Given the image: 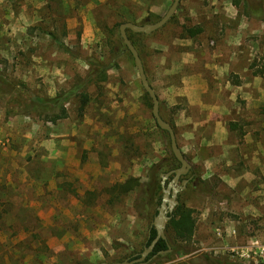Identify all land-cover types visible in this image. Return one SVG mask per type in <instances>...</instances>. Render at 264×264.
I'll return each mask as SVG.
<instances>
[{"label":"rangeland","instance_id":"rangeland-1","mask_svg":"<svg viewBox=\"0 0 264 264\" xmlns=\"http://www.w3.org/2000/svg\"><path fill=\"white\" fill-rule=\"evenodd\" d=\"M173 1L0 0V241L15 239L12 231L29 236L28 228L38 245L27 261L6 253L0 264H97L143 250L157 206L148 218L138 206L139 190L111 202L105 189L131 177L147 182L151 165L172 148L169 133L157 126L134 57L121 46L119 23L155 22ZM242 9L234 0H181L166 25L133 36L161 114L173 124L199 183L189 181L180 192L197 219L194 237L182 242L189 251L154 255L145 264H193L205 253L264 263V18ZM187 27L203 30L191 37ZM203 39L218 52L239 47L242 72L230 78L246 85L237 97L239 113L225 114L220 127V116L210 110L191 137L184 112L194 109H186L187 96L176 90L184 88L187 74L198 72L192 60L199 54L195 42ZM91 57L117 65L107 79L88 84L83 110L74 98L56 122L45 115L58 107L27 111L25 101L54 97L87 78ZM203 97L213 102L216 94Z\"/></svg>","mask_w":264,"mask_h":264},{"label":"trees","instance_id":"trees-1","mask_svg":"<svg viewBox=\"0 0 264 264\" xmlns=\"http://www.w3.org/2000/svg\"><path fill=\"white\" fill-rule=\"evenodd\" d=\"M234 4L238 8H241L242 6L243 7L242 13L248 17H252L255 19L264 18V0H234ZM125 21L135 22V20L131 18L130 19L122 18L121 22L119 23V26L121 23ZM202 30L203 29L201 27L186 28V31L191 37H194L197 34L201 33ZM138 34H143L146 36H149L150 34L134 32L128 29V35L130 39L139 50L136 41L133 39V36ZM54 38L57 39L55 33H54ZM119 40L121 46H124L125 48L128 49L120 34V31H119ZM112 53L114 52L112 51ZM139 53L141 55L140 50ZM88 62L91 65V70L89 71L87 78L84 77L79 78V80L72 87L59 92L54 97L40 98L38 96H35L31 100L25 101L24 102L25 106H27L28 108L27 111L35 112V113H40V112L43 113L44 108L58 107L59 112L48 113L45 115L46 120L56 122L58 119L64 118L67 115L66 105L67 103L71 102L74 98L80 99V106H81L80 108L83 110L90 101V94L86 90L88 84L93 79H95V77L100 80L107 79V71L109 70V68L117 65L116 62L114 63V60H112V62L108 64V63H104L102 60L95 57L89 58ZM261 75L264 77V71H261ZM145 97L147 98V100L151 102L152 98L146 90H145ZM164 131L167 132L166 130ZM180 165H181L180 161L177 159L173 151L170 150L169 154L165 158H162L161 160L154 162L151 165L150 177L147 182H141V180L138 177H131L125 181L115 182L111 184L109 187H106L105 190L110 196L108 200L111 202H114L116 200H121L123 195L128 194L132 190L137 189L139 190L138 192L139 195L137 196L138 206L139 208L143 209L146 217L149 218L150 216H152V207H154V205L158 207L162 201L163 189H162L161 173L178 168L180 167ZM194 174H196L195 171H191L188 175L182 176L181 180L193 175V178L190 180V182H193L194 185L198 187L199 183L196 184V177L194 176ZM171 178L172 176L169 179ZM95 198H96L95 200L97 201L98 198H100V196L97 195ZM90 199L92 200V198H89L87 200ZM87 200L86 202H88ZM179 200L180 203L176 206L172 218L167 222V226H166L167 240L161 238L155 245L154 250L149 255V258L154 255H158L160 257L166 256L167 258H172L174 253H176L177 255H182L189 251L187 245L186 244L183 245L182 242H190L194 237L197 227V219L195 216L194 208L185 204L181 200L180 194H179ZM157 207L154 210L155 211L154 215H156L157 213ZM24 231L26 232V234L30 232V234H28L29 236L24 235L23 237L19 238L18 235H20V232L18 233V231H14V232L12 231L11 234L13 235L10 236L11 237L17 236L15 239L10 238V240H8L9 241L8 243L4 241H0V259H2L7 253L11 258L27 261L29 256L31 254H34L38 250V245H36V242L34 241L33 238L35 236L33 231H30L28 228H26ZM156 235H157L156 228L151 226V224H149L147 238L144 242V247L148 246L151 243V241L156 237ZM169 247L172 248L171 251H168ZM136 253H132L126 258H129L130 256H133ZM191 262L193 264H246V263H236L234 261L224 260L222 258L212 256L211 254L208 253H205L199 256L198 258L192 259ZM257 264H264V263L262 262Z\"/></svg>","mask_w":264,"mask_h":264},{"label":"crops","instance_id":"crops-1","mask_svg":"<svg viewBox=\"0 0 264 264\" xmlns=\"http://www.w3.org/2000/svg\"><path fill=\"white\" fill-rule=\"evenodd\" d=\"M236 12L238 11L236 10L232 14L236 15ZM245 23V21L241 22V32L246 30ZM195 45L198 47L199 54L195 55L192 61L197 65L198 72L192 75L187 74L184 77V88L176 90V95L187 96L188 105L186 109H194V111L197 109L200 112L199 117L196 116L194 111L192 114L190 112L188 114L184 112L187 116L188 124L193 126V130L188 132V135L191 137H195L197 134L198 126H203L207 123L208 116H206V113L208 111L211 110L217 116H220L216 119L220 127H223L224 119H228L225 114L228 113L232 116L234 113H239L237 97L242 91L243 85H246V83H243V85L242 83L234 84L230 78L232 73L242 72V69L236 65L239 57H241L239 47H232L230 50L224 49V51L218 52L210 49L204 39L200 40V42H195ZM222 55L224 57H220ZM184 62L188 61L186 60ZM255 83H257V79L254 81ZM193 93H196L198 96L194 98L192 96ZM205 93L216 94V99L213 102L208 101L203 97Z\"/></svg>","mask_w":264,"mask_h":264},{"label":"water","instance_id":"water-1","mask_svg":"<svg viewBox=\"0 0 264 264\" xmlns=\"http://www.w3.org/2000/svg\"><path fill=\"white\" fill-rule=\"evenodd\" d=\"M181 0H174L166 13L157 21L155 22H146L144 24H139L134 21H125L120 24V34L132 53L135 63L137 65L138 71L140 73V79L142 82V85L144 89L149 93V95L152 98L153 101V108L152 112L156 119V123L158 126L166 130L171 139V148L177 159L180 161L181 165L178 168L172 169L167 172L161 173L162 177V189H163V198L160 206L158 207V212L156 216L154 217V220L151 224V226L156 228L157 235L156 237L151 241V243L148 246H145L144 249L135 254V258L130 259L126 258L122 261H103L97 264H145L149 261V255L154 250L155 245L157 242L163 238L167 240V234H166V226L167 222L172 218L173 212L176 208V206L180 203L179 200V194L182 192L186 187L189 181L193 178V175L184 178L181 180V177L184 175H188L192 170V163L189 161V159L184 154L183 150L181 149L178 140L175 128L173 125L166 120L160 110V98L154 89L153 85L151 84L145 65L143 62V59L139 53V50L135 46V44L132 42L128 35V29L134 31V32H144L147 34H150L160 28H162L164 25H166L170 19L174 16L176 13L178 6L180 4ZM172 176V178L167 182V180ZM172 248L169 247L168 251H171ZM163 252V251H161Z\"/></svg>","mask_w":264,"mask_h":264},{"label":"flooded vegetation","instance_id":"flooded-vegetation-1","mask_svg":"<svg viewBox=\"0 0 264 264\" xmlns=\"http://www.w3.org/2000/svg\"><path fill=\"white\" fill-rule=\"evenodd\" d=\"M168 181H169V180H167V182H168ZM162 198H163V196H162ZM161 202H162V201H161ZM160 204H161V203H160ZM159 206H160V205H159ZM159 206H158V207H159ZM158 207H157V212H158ZM135 257H136V256L133 255V256H130L129 258H130V259H133V258H135Z\"/></svg>","mask_w":264,"mask_h":264}]
</instances>
